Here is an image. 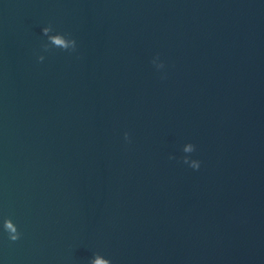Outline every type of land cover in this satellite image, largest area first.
I'll use <instances>...</instances> for the list:
<instances>
[{"label":"water","instance_id":"water-1","mask_svg":"<svg viewBox=\"0 0 264 264\" xmlns=\"http://www.w3.org/2000/svg\"><path fill=\"white\" fill-rule=\"evenodd\" d=\"M94 254L264 264V0H0V264Z\"/></svg>","mask_w":264,"mask_h":264},{"label":"clouds","instance_id":"clouds-1","mask_svg":"<svg viewBox=\"0 0 264 264\" xmlns=\"http://www.w3.org/2000/svg\"><path fill=\"white\" fill-rule=\"evenodd\" d=\"M53 32V29L51 25L44 27L42 29V33L44 36L48 38L47 44L43 45V48L45 51L49 50V45L55 48H59L64 51H75L76 50V40L73 38H70L68 36H65L63 34H51ZM45 57L43 55L38 57V60L40 62H43ZM159 56L157 55L153 60L152 63L155 65L157 69L164 68L163 62H158ZM124 138L126 141L130 140L129 134L125 132ZM196 150V147L192 143H187L183 147V152L186 154H191ZM170 159H175V157L170 156ZM183 163L188 164L193 170H199L201 162L199 160L191 159L189 155H185L183 158ZM4 230L8 234V239L10 241H18L21 239L22 233L18 230L17 225L12 221L11 218H6L4 220ZM95 257V258H94ZM90 264H112L110 259L103 260L100 259L97 254H94L93 258L90 260Z\"/></svg>","mask_w":264,"mask_h":264}]
</instances>
